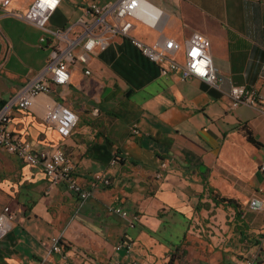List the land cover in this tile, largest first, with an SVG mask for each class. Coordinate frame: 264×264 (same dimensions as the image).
Masks as SVG:
<instances>
[{
	"label": "crops",
	"instance_id": "1",
	"mask_svg": "<svg viewBox=\"0 0 264 264\" xmlns=\"http://www.w3.org/2000/svg\"><path fill=\"white\" fill-rule=\"evenodd\" d=\"M33 1L0 7V106L44 70L54 43L11 13ZM112 1L62 0L47 27H72L77 36L87 5ZM147 1L160 10L157 22L134 19L132 33L148 43L174 40L180 60L185 43L202 34L221 81L160 74L119 35L88 52L78 42L69 82L37 95L30 110L14 105L8 129L34 149L62 147L89 196L50 186L41 166L0 148V213L6 205L17 212L0 238V264H264V210L248 206L264 201V114L246 104L231 109L228 97L231 86L264 78V0ZM56 102L78 116L65 138L45 119ZM213 193L237 205L217 204ZM207 211L203 234L199 214ZM54 236L63 250L49 253Z\"/></svg>",
	"mask_w": 264,
	"mask_h": 264
},
{
	"label": "built area",
	"instance_id": "2",
	"mask_svg": "<svg viewBox=\"0 0 264 264\" xmlns=\"http://www.w3.org/2000/svg\"><path fill=\"white\" fill-rule=\"evenodd\" d=\"M61 1L34 0L27 12H11L48 32L53 37L54 43L44 70L9 98L4 105L0 106V148L16 155L24 163L41 166L50 186L64 183L68 190L84 200L90 192L77 180L75 166L62 147L34 149L30 141L21 135L11 133L8 129L11 109L14 105L25 111L30 110L37 95L49 93L55 85L69 82V63L75 59L73 48L78 42L82 41L83 49L88 52L95 47H106L112 36L119 35L126 38L142 55L157 64L160 74L178 72L183 80L197 77L214 86L219 84L221 78L212 63L208 40L202 34L195 33L185 43L183 59L180 60L176 56L179 44L174 40L167 39L163 42L148 43L132 33L134 19L152 26L157 22L160 10L147 0H115L104 4L89 3L86 13L77 20L76 25L80 30L74 37L70 35L72 27L54 29L47 27L51 14ZM8 3L9 0H1L0 7L5 8ZM149 12H153V15H150ZM79 59L85 61V55L81 54ZM84 73L89 74L90 70H85ZM263 90L264 78L260 86L233 85L228 91L229 107L233 109L241 104H246L258 108L264 114ZM45 119L61 137L65 138L70 135L77 123L78 116L71 107L56 102L47 111ZM132 131L138 133L136 128H132ZM260 169L264 170V163ZM97 178H99L98 175L95 179ZM104 181L105 183L110 182L109 179ZM248 206L252 210H264V201L254 197L249 201ZM109 210L123 217H130L131 222L138 219L137 215L130 216L121 206H112ZM16 221L17 212L9 205L4 206L0 213V238ZM121 246L119 244L117 248ZM126 248L129 250L131 244L127 243ZM62 250L60 237H51L48 246L49 253ZM38 264H43V262ZM245 264H253L252 259H248Z\"/></svg>",
	"mask_w": 264,
	"mask_h": 264
},
{
	"label": "trees",
	"instance_id": "3",
	"mask_svg": "<svg viewBox=\"0 0 264 264\" xmlns=\"http://www.w3.org/2000/svg\"><path fill=\"white\" fill-rule=\"evenodd\" d=\"M244 131H245V134H246L248 140L253 142L254 140L251 136L250 131L246 128L244 129ZM211 197H212L213 201H215L217 204H223V205H227V206L237 205V203L234 199L227 198V197L221 196L219 194L213 193Z\"/></svg>",
	"mask_w": 264,
	"mask_h": 264
},
{
	"label": "rangeland",
	"instance_id": "4",
	"mask_svg": "<svg viewBox=\"0 0 264 264\" xmlns=\"http://www.w3.org/2000/svg\"><path fill=\"white\" fill-rule=\"evenodd\" d=\"M211 213L209 211L205 212L204 214L203 213H200L199 214V225L198 227L200 228V232L201 233H207V224L210 222V217L208 216H211L210 215ZM212 223V222H211ZM217 227V224L215 225ZM210 228V227H208Z\"/></svg>",
	"mask_w": 264,
	"mask_h": 264
}]
</instances>
